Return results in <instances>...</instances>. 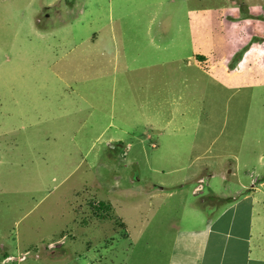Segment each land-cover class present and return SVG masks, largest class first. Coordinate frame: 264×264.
<instances>
[{"label":"rangeland","instance_id":"rangeland-1","mask_svg":"<svg viewBox=\"0 0 264 264\" xmlns=\"http://www.w3.org/2000/svg\"><path fill=\"white\" fill-rule=\"evenodd\" d=\"M162 2L158 13L147 8L156 24L167 16L177 21L176 4ZM248 2L264 15L261 2ZM101 12L98 0H0V264L135 262L134 251L144 248L135 243L158 236L152 225L181 228L191 216L203 229L206 218L243 192L241 185L264 178L261 54L250 67V87L234 90L204 85L206 77L201 87L191 80V89L180 77H194V69L172 67V94L190 96L181 108L189 114L145 126L148 118L121 116L140 102L119 107L115 86L121 91L128 59L115 54L109 36L146 14L121 13L125 21L117 23L107 10L102 25ZM94 31L103 34L91 39ZM238 55L226 68L241 75L248 68L234 69ZM164 56L163 63L175 53ZM225 71L212 72L225 82ZM246 90L251 98L237 99ZM127 120L132 133L118 129ZM200 175L204 189L192 194ZM154 186L163 190L149 193ZM99 202L110 206L107 218L95 214Z\"/></svg>","mask_w":264,"mask_h":264},{"label":"crops","instance_id":"crops-1","mask_svg":"<svg viewBox=\"0 0 264 264\" xmlns=\"http://www.w3.org/2000/svg\"><path fill=\"white\" fill-rule=\"evenodd\" d=\"M162 1L165 0H98L104 6V11L108 10V20L117 23L123 18L121 13L132 17L140 12L146 14L143 18L127 23L129 30L121 31L119 26L110 32L109 37L115 46V54L120 52L128 59L122 65L123 77L117 82L121 91L117 92L115 86L119 107L127 108L129 103L140 102V106L136 108L133 106L125 109L121 116L132 112V117L148 118L145 126L151 127L155 124L148 121L153 122L154 118L168 120L175 115L183 117L189 114L181 108L190 96L180 90L172 94L169 73L172 80L176 79L177 73H172V67L181 63L179 71L194 69V77L188 78L186 73L180 77V83L191 89L195 85L191 84V80L201 87L206 77L204 85H220L222 89L234 90V87L240 88L243 83L250 87V67L258 60L259 53L264 58V15H258L248 0H178L179 4L172 0L176 4L175 12L179 14V19L176 18V21L167 16L164 21L156 24L154 15H149L147 8L154 6L158 13L160 7L155 5H161ZM257 1L262 3L261 9L264 12V0ZM114 10H117L119 17L114 16ZM105 12L100 13L105 20L102 25L106 24ZM100 33L103 34V31L92 32L91 39H99ZM139 38H143L144 42L139 41ZM165 38H169L166 44ZM109 47L110 45H106L105 49L103 47L104 53L108 52ZM166 48L172 49L175 57L163 63L165 51L168 50ZM238 54L242 56L234 69L244 71L245 66L248 68L241 75L226 68V64L232 62ZM222 55H225L224 58ZM160 65H168L163 73L158 69V74L162 73L161 78H158V74L156 76V71L141 75L142 70L148 67L156 70ZM213 69H226V81L220 82L214 76ZM259 82L258 86L264 85L263 78ZM151 88L155 91L149 93ZM251 92L246 90L237 99L247 100L246 95L249 94L251 98ZM200 99L201 96L198 100ZM128 128L129 120L119 122L120 132L132 133ZM116 141L121 144V139ZM120 147L126 149V145L121 144ZM127 149H131L130 142ZM229 173L232 170H228L227 174ZM208 177L212 179L215 175ZM200 179L205 180L200 175L195 183ZM256 181L250 183L248 189L241 185L243 192L231 199L210 220L206 218L203 229H200L196 220L192 221L191 216L184 218L181 228L176 227L177 224L173 222L170 225H152L153 230L159 231L154 234L158 238L136 242L135 246L144 248L134 251L137 254L135 262L128 261L126 264H264V178ZM153 188L149 193L163 190V187ZM122 229H125V225ZM160 231L165 232L161 234Z\"/></svg>","mask_w":264,"mask_h":264},{"label":"trees","instance_id":"trees-1","mask_svg":"<svg viewBox=\"0 0 264 264\" xmlns=\"http://www.w3.org/2000/svg\"><path fill=\"white\" fill-rule=\"evenodd\" d=\"M96 210V215L97 216H103L105 217L104 215H107V213L110 211V206L106 203H103V202H99L95 208ZM107 218V217H105ZM105 218H102V219H105ZM122 227H124V224H121Z\"/></svg>","mask_w":264,"mask_h":264},{"label":"built area","instance_id":"built-area-1","mask_svg":"<svg viewBox=\"0 0 264 264\" xmlns=\"http://www.w3.org/2000/svg\"><path fill=\"white\" fill-rule=\"evenodd\" d=\"M203 184H204L203 179H200V180L197 182L196 187L193 189V193H194V194L201 193L202 190H203Z\"/></svg>","mask_w":264,"mask_h":264}]
</instances>
